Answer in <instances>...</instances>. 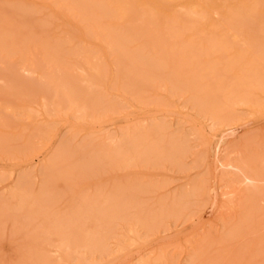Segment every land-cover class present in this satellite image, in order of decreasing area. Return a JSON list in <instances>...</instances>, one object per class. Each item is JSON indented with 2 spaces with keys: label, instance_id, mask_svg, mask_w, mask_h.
Masks as SVG:
<instances>
[{
  "label": "rangeland",
  "instance_id": "1",
  "mask_svg": "<svg viewBox=\"0 0 264 264\" xmlns=\"http://www.w3.org/2000/svg\"><path fill=\"white\" fill-rule=\"evenodd\" d=\"M0 264H264V0H0Z\"/></svg>",
  "mask_w": 264,
  "mask_h": 264
},
{
  "label": "bare ground",
  "instance_id": "2",
  "mask_svg": "<svg viewBox=\"0 0 264 264\" xmlns=\"http://www.w3.org/2000/svg\"><path fill=\"white\" fill-rule=\"evenodd\" d=\"M196 6V5H195ZM69 9V8H68ZM70 10V9H69ZM196 10V9H195ZM227 11H228V9H227ZM67 13V12H66ZM234 13V12H233ZM68 14V13H67ZM152 14V13H151ZM171 14V13H170ZM199 17V16H198ZM202 17V16H201ZM200 18V17H199ZM204 18V17H203ZM163 21V20H162ZM222 23V22H221ZM152 29H153V27H151ZM155 29V28H154ZM163 31V30H162ZM169 32V31H168ZM82 33V32H81ZM151 33V32H150ZM150 33H148V34H150ZM242 33V32H241ZM236 34H238V33H236ZM175 35V34H174ZM123 36V35H122ZM173 36V35H172ZM156 38V37H155ZM125 40V39H124ZM235 40H236V38H235ZM238 40V39H237ZM239 41V40H238ZM237 41V42H238ZM154 42V41H153ZM244 43V42H243ZM152 45V44H151ZM59 46H61V45H59ZM125 46V45H124ZM142 47V46H141ZM43 49V48H42ZM86 49V48H85ZM21 50V49H20ZM20 50H18V51H20ZM143 50V49H142ZM148 50V49H147ZM49 51V50H48ZM52 51V50H51ZM29 55V54H28ZM44 55V54H43ZM129 55V54H128ZM124 56H125V54H124ZM130 57V56H129ZM108 58H109V56H108ZM123 60H124V58H123ZM100 61V60H99ZM101 62V61H100ZM118 62V61H117ZM102 63V62H101ZM72 64V63H71ZM85 64V63H84ZM134 64V63H133ZM61 65V64H60ZM88 65V64H87ZM91 66V65H90ZM89 66V67H90ZM40 67V66H39ZM112 67H113V65H112ZM55 68H58V67H55ZM91 68H92V66H91ZM94 68H95V66H94ZM128 68V67H127ZM75 69V68H74ZM78 69V68H77ZM100 69V68H99ZM95 70V69H94ZM97 70H98V68H97ZM97 70H95V71H97ZM126 71H127V69H125ZM134 72V71H133ZM121 73V72H120ZM124 73V72H123ZM203 73V72H202ZM79 74V73H78ZM116 74V73H115ZM124 75V74H123ZM123 75H121V76H123ZM176 75V74H175ZM79 77V76H78ZM79 80V79H78ZM50 81V80H49ZM157 84V83H156ZM156 84H155V86H156ZM66 113V112H65ZM69 113V112H68ZM75 114V113H74ZM51 115V114H50ZM159 128V127H158ZM105 225V224H104Z\"/></svg>",
  "mask_w": 264,
  "mask_h": 264
}]
</instances>
